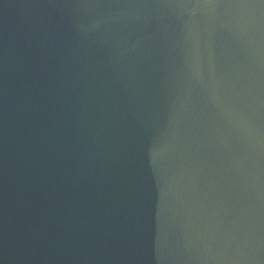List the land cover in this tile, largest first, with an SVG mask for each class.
<instances>
[{"label": "water", "instance_id": "water-1", "mask_svg": "<svg viewBox=\"0 0 264 264\" xmlns=\"http://www.w3.org/2000/svg\"><path fill=\"white\" fill-rule=\"evenodd\" d=\"M0 264H264V0H0Z\"/></svg>", "mask_w": 264, "mask_h": 264}]
</instances>
